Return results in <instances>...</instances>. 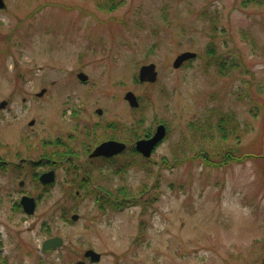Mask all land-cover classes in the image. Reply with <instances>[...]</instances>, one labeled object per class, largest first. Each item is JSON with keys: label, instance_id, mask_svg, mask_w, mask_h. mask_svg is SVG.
<instances>
[{"label": "rangeland", "instance_id": "rangeland-1", "mask_svg": "<svg viewBox=\"0 0 264 264\" xmlns=\"http://www.w3.org/2000/svg\"><path fill=\"white\" fill-rule=\"evenodd\" d=\"M101 1L8 0L0 12V103L8 102L0 109V264H75L87 249L101 254L97 264H264V3L124 0L105 10ZM210 45L234 66L221 70ZM187 51L198 57L175 69ZM150 63L158 78L140 83ZM220 117L238 139L218 135ZM159 124L167 138L144 159L132 146ZM209 125L212 140L196 131ZM111 137L128 150L93 163L95 146ZM57 140L75 152L70 162ZM201 152L213 164L243 161L213 167ZM135 158L151 172L125 166ZM47 159L63 164L44 188ZM116 165L126 173L115 174ZM95 186L116 203L141 204L100 208ZM24 194L37 199L32 216L20 206ZM54 236L63 245L43 252Z\"/></svg>", "mask_w": 264, "mask_h": 264}, {"label": "water", "instance_id": "water-1", "mask_svg": "<svg viewBox=\"0 0 264 264\" xmlns=\"http://www.w3.org/2000/svg\"><path fill=\"white\" fill-rule=\"evenodd\" d=\"M0 1H2V3H0V7H5V3L3 2V0H0ZM196 57H197V54L194 52H190V51L184 52L175 59L173 63V67L177 69L181 67L184 62L190 59H194ZM79 77L82 80H87L86 75L81 74L79 75ZM157 78H158V72L156 69V65L154 63L147 64L141 67L140 73H139L140 82L154 83L156 82ZM42 94L43 93H41V95ZM125 100L128 101V103L130 104L132 108L139 107V100L133 92L131 91L127 92L125 95ZM6 104H7L6 102H2L0 104V107L5 108ZM101 112L102 111L99 110V113ZM165 137H166V127L161 124L157 127L155 134L151 138L139 140L136 144V147L145 157L149 158L153 150L156 148V146ZM125 148H126V144L122 142L113 141V140L106 141V142L101 143L91 153L90 157L91 158L100 157V156L111 157V156H114L122 152L123 150H125ZM54 180H55V174L53 171L46 173L42 175L41 177V181L43 183L52 182ZM21 204L24 207V210L25 212H27V214L32 215L35 212V209H36L35 198L24 196L21 199ZM73 218L77 219V216L75 215ZM62 244H63V240L60 237H55L45 242L44 249L55 248V247L61 246ZM86 256H90L92 260L97 261L100 259L101 255L99 253H96L93 250H89L86 253ZM77 264H85V263L80 261Z\"/></svg>", "mask_w": 264, "mask_h": 264}, {"label": "trees", "instance_id": "trees-1", "mask_svg": "<svg viewBox=\"0 0 264 264\" xmlns=\"http://www.w3.org/2000/svg\"><path fill=\"white\" fill-rule=\"evenodd\" d=\"M101 2H103V4L102 5H99L100 8L105 9V10H114L119 5H121L122 3H124V0H103ZM263 3H264V0H242V4L244 5V7H249V6H253V5H262ZM208 54L210 55L212 62H214L215 64H217L218 67L221 70H224L226 67H232V66H234V64L232 63V61H229L227 59L226 60H222V59L220 60L217 57H215V49H214V47L212 45H210V50H209ZM221 117L225 118L224 115L223 116L221 115ZM221 117H220V120L221 121L218 123V125L216 126L217 129L215 130V131L218 130L217 131L218 132V135L222 139H228V137H230V136H233L236 139H238L239 136H240V133H238L237 128L230 127L227 122H223L224 119L223 118L221 119ZM210 127H211L210 125L207 126V129H208L207 131L202 130L201 128L198 129V130H196V131L200 133L201 137L208 138V139L212 140V138H214V133L211 131V128ZM202 128H205V127H202ZM57 153H58V151L52 152V154H57ZM64 154H66L68 156V154L69 155L75 154V152L72 149H66L64 151ZM200 154L203 156V159H204L205 163L208 164V165H211V166L212 165H218V166H220L221 164H228L230 160H235L237 162H242L243 161V159H239L238 160V159H234V158L228 156L229 158L225 162H221L219 164H213L209 160H207L208 159V155H206L205 152H201ZM70 160H69V162H70ZM187 160H188V158L177 159L173 163H169L166 160L163 164H165V166L170 169V168L175 167V166H177V167L180 166L181 164H183ZM134 164H136V165L138 164L139 165V160L135 158V159H133L131 161L130 164H127L125 166L126 167H129V168L139 167V168L144 169L148 173L151 172V170L149 169L150 167H148L146 165L135 166ZM74 168H76V167H74ZM114 168H115V171L114 172L117 175H120V174L123 175L124 173H126L124 171V168H125L124 166H121V165L118 166V165H116V166H114ZM81 183H84V182H81ZM99 200H101V199H99ZM135 201H140V200H138V198H134V199L126 200V201H124V203L132 204ZM152 202H153V200H152ZM134 204H136V203H134ZM150 204H151V202H146V204L143 203V205H145V206H149ZM112 206L113 207H116L117 206V203L114 202L112 204Z\"/></svg>", "mask_w": 264, "mask_h": 264}, {"label": "flooded vegetation", "instance_id": "flooded-vegetation-1", "mask_svg": "<svg viewBox=\"0 0 264 264\" xmlns=\"http://www.w3.org/2000/svg\"><path fill=\"white\" fill-rule=\"evenodd\" d=\"M3 2L5 3V7H0V12L1 11H7L8 9H9V2H8V0H3ZM0 3H2V1H0ZM13 33V32H12ZM13 35V34H12ZM79 75V74H78ZM80 80V79H79ZM81 81V80H80ZM88 81V79L87 80H85V81H81L83 84H85V82H87ZM43 92L45 93L46 92V89H44L43 90ZM40 95V94H39ZM44 95V94H43ZM3 101H5V100H3ZM7 104H8V102L7 101H5ZM7 104H6V106H7ZM5 106V107H6ZM0 109H3V108H1L0 107ZM99 110H101L102 112L101 113H99ZM96 113L98 114V115H101L102 113H103V110L102 109H97L96 110ZM35 124V121L33 120V121H31L30 122V125H34ZM100 123L98 122V123H95V125L96 126H98ZM108 127L110 128V129H114V126L113 125H111V124H109L108 125ZM94 133H95V135H96V130L94 129ZM149 136H147V135H145V137L144 138H139V139H137V140H135V143H134V145L132 146V150L133 151H137V153H139V155L143 158V156H142V154L137 150V147H136V144H137V142L139 141V140H141V139H145V138H148ZM111 140H113V141H119V140H116L115 139V137H111V138H105L103 141H101V142H99V144H97V146H95V148H94V150L101 144V143H103V142H106V141H111ZM119 142H123V141H119ZM48 143H53V141H49ZM123 143H125V142H123ZM56 144H57V147L58 148H60V147H62V148H66V149H72V147H70V146H67V147H65V144L66 143H63L62 141H60V140H57L56 141ZM126 144V143H125ZM127 145V148H126V150H128V144H126ZM63 149V150H64ZM65 149V150H66ZM125 150V151H126ZM124 152V151H123ZM123 152H121V153H123ZM64 153V152H63ZM121 153H119V154H121ZM119 154H117V155H119ZM117 155L116 156H113V157H104V156H100V157H95V158H90L91 159V161L94 163V162H96V161H103L104 159H115L116 157H117ZM74 157H76V155L75 154H71V156H69L68 157V159H67V162H69V160L70 159H73ZM38 162H43V161H41V160H39ZM45 162V161H44ZM44 162L42 163V165L44 164ZM49 162H52L51 164H52V166H54L53 167V170H57V167H59L62 163L60 162V161H55V160H52V161H49V159H47V161L45 162V165H47ZM0 166H1V164H0ZM50 170H52V168H50ZM48 172V171H47ZM46 172V173H47ZM46 173H43V174H46ZM42 175V174H41ZM41 175L40 176H38L39 177V182H40V184L44 187V188H46V187H48V186H53L52 184L56 181V179H55V181H52V182H47V183H43L42 181H41V179H40V177H41ZM23 182H21V186H23ZM91 193H92V195L93 196H98V197H101V198H106L105 196H104V194L106 195V196H110V194H108V193H106V191H104V190H102L101 188H97L96 186L95 187H93V190L91 191ZM24 195H26V194H24ZM23 195V196H24ZM77 195L79 196V191H77ZM108 199L109 198H106L105 199V201H108ZM111 200V202H112V199H110ZM20 206H21V204H20ZM22 207V206H21ZM104 207V206H103ZM103 207H100V208H103ZM109 207V206H108ZM22 210L23 211H25L24 210V208L22 207ZM27 215V214H26ZM80 219V215L79 214H77V221ZM76 221V222H77ZM54 237H59V236H54ZM51 238H53V237H50V238H48L47 240H49V239H51ZM47 240H45V241H47ZM45 241H44V243H45ZM43 243V244H44ZM63 245V244H62ZM61 246H58V248H60ZM58 248H52V249H44L43 248V245H42V251L43 252H45V253H50V252H52V251H55L56 249H58ZM89 250H93V249H87L85 252H84V255H83V259H80V260H78L75 264H77L78 262H84L85 264H97V263H99L100 261H101V259H102V256H101V258H100V260H97V261H93L92 260V258L90 257V256H86V253L89 251Z\"/></svg>", "mask_w": 264, "mask_h": 264}]
</instances>
